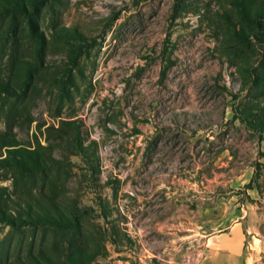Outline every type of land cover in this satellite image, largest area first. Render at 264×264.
I'll list each match as a JSON object with an SVG mask.
<instances>
[{
  "label": "rangeland",
  "instance_id": "obj_1",
  "mask_svg": "<svg viewBox=\"0 0 264 264\" xmlns=\"http://www.w3.org/2000/svg\"><path fill=\"white\" fill-rule=\"evenodd\" d=\"M230 230L264 264V0H0V264H211Z\"/></svg>",
  "mask_w": 264,
  "mask_h": 264
},
{
  "label": "crops",
  "instance_id": "obj_2",
  "mask_svg": "<svg viewBox=\"0 0 264 264\" xmlns=\"http://www.w3.org/2000/svg\"><path fill=\"white\" fill-rule=\"evenodd\" d=\"M227 236L224 239V243L219 244H209L210 238L207 239V244H209V254L212 257L211 264H217L221 260L220 264H235L236 260H241L242 254V235L237 230L226 233Z\"/></svg>",
  "mask_w": 264,
  "mask_h": 264
},
{
  "label": "trees",
  "instance_id": "obj_3",
  "mask_svg": "<svg viewBox=\"0 0 264 264\" xmlns=\"http://www.w3.org/2000/svg\"><path fill=\"white\" fill-rule=\"evenodd\" d=\"M22 8H23L22 11H24V7H22ZM257 23H258V21H257ZM47 214H48V216H47L48 220H45V222L49 223L48 225H50V226L56 227V224L58 222L57 217L55 215L50 214L49 212H47ZM58 216L60 218H62L59 214H58ZM49 263L50 264H73L74 261L73 260H68L66 262H59V261L53 262V261H50Z\"/></svg>",
  "mask_w": 264,
  "mask_h": 264
}]
</instances>
